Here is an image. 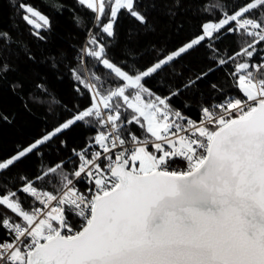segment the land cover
<instances>
[{
	"label": "snow or ice",
	"instance_id": "6c2138e0",
	"mask_svg": "<svg viewBox=\"0 0 264 264\" xmlns=\"http://www.w3.org/2000/svg\"><path fill=\"white\" fill-rule=\"evenodd\" d=\"M0 264H264V0H4Z\"/></svg>",
	"mask_w": 264,
	"mask_h": 264
},
{
	"label": "trees",
	"instance_id": "16d2710c",
	"mask_svg": "<svg viewBox=\"0 0 264 264\" xmlns=\"http://www.w3.org/2000/svg\"><path fill=\"white\" fill-rule=\"evenodd\" d=\"M45 2H47V0H45ZM33 3L40 4L41 3V0H33ZM0 4H4V0H0ZM4 11L6 13V5H5V8H4ZM4 23L5 24L7 23L6 18H4ZM63 26H64V20H63V18H57V32L58 33L63 31ZM20 29L21 30L24 29V25L22 23L20 24ZM122 36H123V27L121 28V37ZM23 39L25 41H29V42H31V40H32V38L30 36H28L26 32L23 35ZM56 43H60L59 38H56ZM56 87H58L60 89H64L66 87V85H64V84H58V85H56Z\"/></svg>",
	"mask_w": 264,
	"mask_h": 264
}]
</instances>
